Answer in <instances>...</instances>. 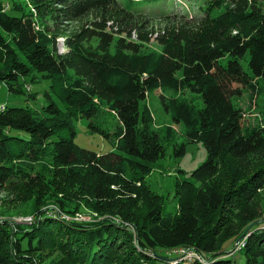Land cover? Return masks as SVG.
<instances>
[{"label":"trees","instance_id":"1","mask_svg":"<svg viewBox=\"0 0 264 264\" xmlns=\"http://www.w3.org/2000/svg\"><path fill=\"white\" fill-rule=\"evenodd\" d=\"M158 1L0 0V82L20 92L19 76L36 72L52 80L44 117L0 109V189L20 192V184L35 181L54 187L34 195L30 225L0 220V264H233L239 252L243 264H264V213L256 210L264 189V124L244 126L231 90L242 84L264 116V0H205L198 30L186 24L159 30L158 50L147 51L148 26L133 10ZM81 20L72 32L65 29ZM136 31L138 42L131 40ZM155 92L187 141L173 143L174 155H184L187 143H201L207 153L179 184L174 215L163 214L144 184L148 164L177 138L170 127L162 134L154 128L147 97ZM78 118L115 151L78 147ZM40 162L62 168L56 186L41 175L30 178ZM50 199L66 215L41 211ZM82 208L102 219L62 217ZM187 248L198 259L173 255ZM47 251L54 257L41 261L37 254Z\"/></svg>","mask_w":264,"mask_h":264},{"label":"rangeland","instance_id":"2","mask_svg":"<svg viewBox=\"0 0 264 264\" xmlns=\"http://www.w3.org/2000/svg\"><path fill=\"white\" fill-rule=\"evenodd\" d=\"M205 0H159L154 4H141L133 10L135 18L142 23L146 22L145 26H148V39L150 42L145 44L142 49L147 51L158 50V45L155 41L156 33L164 28L170 29L171 27H179L191 25L198 30L200 28L201 21L204 20V2ZM261 7V3L259 4ZM218 12L219 8L213 9ZM91 20V17L85 18ZM85 20H81L78 23H71L65 27L69 32H72L76 27L82 25ZM48 27H51V22H47ZM66 26V25H65ZM146 30V29H144ZM127 37V36H126ZM132 41L138 42V33H132ZM64 38L58 37L56 40L57 50L60 53L65 52ZM18 84L20 86V92H9L8 87L0 82V108L6 107H20L27 108L31 111H36L39 116L44 117L42 107L47 105V100L44 98L45 92H49L52 80L49 78H42L39 73L31 72L28 76H19ZM232 95L234 97V103L242 110L243 124L247 127L264 124L263 110L261 103L250 99V96L246 92V89L242 84L233 83L231 85ZM54 102L58 103L54 94H51ZM148 107L153 115L154 128L161 134L166 127H170L174 130L177 138L174 142L167 143L165 145V154L162 158L154 163H149L151 168L150 174L145 177L144 184L148 189L159 197L163 203V214L174 215L178 208V195L177 189L182 181L190 180V173L200 166L207 157L205 148L201 143H187L185 147V153L182 156L174 155L173 143L177 146L182 142H187L181 134L180 125H175L171 121L169 115L166 114L162 103L160 101L159 93L149 94L147 97ZM74 143L82 148L98 154H104L115 151L110 139L104 138L99 132L92 130L89 127L90 121L84 118H78L74 122ZM17 136L27 139L28 136L25 133H16ZM53 139H57L54 137ZM54 172V173H53ZM62 172V168L57 169L49 168L43 163H37L33 166V171L29 170V176L34 179L36 176H44L50 183L56 186V182L60 181V177L57 175ZM37 182V181H35ZM29 182L23 183L24 187L19 192L17 190H1L0 189V220H8L12 225H30L34 222V212L36 210L34 195L44 189L49 191L54 190V187L43 183ZM18 186V185H17ZM26 186V187H25ZM256 210L264 213V189L258 192ZM58 195V194H57ZM41 211L53 210L58 215H66L61 211L53 200H46ZM73 217L79 219V222H92L94 220L102 219L92 211L82 208L81 211L75 213ZM247 228L245 231H247ZM244 231V232H245ZM243 232V233H244ZM242 233V234H243ZM246 240V237L239 238L234 244V248H238V244L242 240ZM238 243V244H237ZM237 244V245H236ZM236 245V246H235ZM232 249V250H233ZM239 251V250H238ZM237 250H234L233 253ZM41 261L46 262L52 259L55 255L53 251H47L37 254ZM197 258L198 257H194ZM233 264H243V253H236L231 259ZM46 264V263H45Z\"/></svg>","mask_w":264,"mask_h":264},{"label":"built area","instance_id":"3","mask_svg":"<svg viewBox=\"0 0 264 264\" xmlns=\"http://www.w3.org/2000/svg\"><path fill=\"white\" fill-rule=\"evenodd\" d=\"M51 214L52 215H55V216H57L56 215V213L52 210L51 211ZM62 217H64V219H66L67 221H70V220H74V221H78L79 219H77V218H75V217H73V218H71L70 216H62ZM238 244V243H237ZM236 244V245H237ZM235 245V246H236ZM233 251V250H232ZM174 256H182V257H188V258H191V257H198L197 255H196V253L193 251V250H191V249H182V250H180V252H178V253H174L173 254ZM229 255H232V254H229Z\"/></svg>","mask_w":264,"mask_h":264},{"label":"bare ground","instance_id":"4","mask_svg":"<svg viewBox=\"0 0 264 264\" xmlns=\"http://www.w3.org/2000/svg\"><path fill=\"white\" fill-rule=\"evenodd\" d=\"M1 108H2V107H1ZM1 108H0V109H1ZM191 258H194V257H191ZM191 258H188V257H184V259H191Z\"/></svg>","mask_w":264,"mask_h":264}]
</instances>
